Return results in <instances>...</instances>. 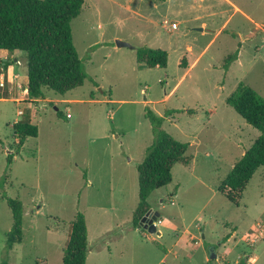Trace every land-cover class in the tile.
I'll list each match as a JSON object with an SVG mask.
<instances>
[{"label": "rangeland", "instance_id": "rangeland-1", "mask_svg": "<svg viewBox=\"0 0 264 264\" xmlns=\"http://www.w3.org/2000/svg\"><path fill=\"white\" fill-rule=\"evenodd\" d=\"M71 26L88 78L64 97L44 89L43 99L29 100L23 84L13 90L10 81L27 68L24 55L17 76L0 59V264H61L78 213L89 242L102 227L123 235L87 264H264V168L238 205L218 192L260 137L226 100L240 83L264 99V0H85ZM139 48L166 51V69L138 64ZM146 108L164 119L162 132L189 144L193 157L150 196L160 235L132 226L137 167L154 143ZM32 109L37 138L18 150L10 125ZM4 192L23 204V241L10 251L13 218ZM197 243L203 247L192 254ZM211 250L216 259L206 262Z\"/></svg>", "mask_w": 264, "mask_h": 264}, {"label": "trees", "instance_id": "trees-1", "mask_svg": "<svg viewBox=\"0 0 264 264\" xmlns=\"http://www.w3.org/2000/svg\"><path fill=\"white\" fill-rule=\"evenodd\" d=\"M84 5L85 0H0V51L9 54L18 51L24 55L29 100L43 99L44 89L64 97L84 86L88 76L74 47L71 26L72 21L81 15ZM184 59L181 62L182 68H185ZM237 59L238 52L227 60L226 72ZM136 60L138 64L150 69H166L168 53L139 48L136 50ZM8 65L4 63L5 67ZM226 105L260 132V137L235 163L218 188V192L228 202L238 205L254 175L264 168V99L250 87L240 83L226 100ZM36 113V109H32L28 118L26 116L13 126L18 150L28 139L37 138V127L30 120V116H35ZM145 113V118L152 125L154 143L147 149L144 161L137 167L138 206L132 218L133 228L142 232L139 223L152 210L149 202L151 194L172 184L174 167H188L193 162V157L188 155L189 144L162 132L163 118L148 108ZM58 117L62 119L64 115L58 113ZM12 159L13 156L8 158V164L12 163ZM0 188L4 190L2 181ZM2 197L13 218L12 230L6 243V249L10 251L23 241V204L18 199L8 198L5 192ZM88 253L87 223L84 215L78 213L71 224L61 264H86Z\"/></svg>", "mask_w": 264, "mask_h": 264}, {"label": "crops", "instance_id": "crops-1", "mask_svg": "<svg viewBox=\"0 0 264 264\" xmlns=\"http://www.w3.org/2000/svg\"><path fill=\"white\" fill-rule=\"evenodd\" d=\"M21 55L22 54L20 52H18V51L14 52L13 54H9L6 51H0V59H5L6 60L5 62L10 63L11 76H17L16 72H15V68H16L17 63H18V58L21 57ZM8 56H10L12 59L11 60H7ZM1 66L3 67L4 64L1 65ZM26 66H27V64H26ZM13 79L11 78V80H10V81H13V84H12L13 90L17 89V87L20 85V83H22L23 84L22 89L24 90L23 95H24V97H26L27 96L26 88H27V84H28L27 68L24 70V72L20 76H18L19 80H13ZM0 100H4V98L0 97ZM68 102L69 103H74L75 101L74 100H70V101L68 100ZM66 118H67V116H66ZM67 119H69V118H67ZM16 123H17V121L14 124H16ZM14 124L10 125L12 129H13ZM170 196L173 197V196H175V194L172 193V194H170ZM155 212H157V211H155ZM114 226H116V228H118V225L114 224ZM114 228L115 227H111V226L102 227L101 228L99 233L95 235V237H96L95 240L93 242H89V253H88V256L89 255H93V254H99V253L105 252V251L111 252V247L110 246H111L112 242L113 241H118V240H120L123 237V235L122 236L121 235L120 236H115L114 235V231H115ZM127 231H129V230H127ZM135 231L137 232L138 230H135ZM191 237L193 238V236H191ZM203 238H205V237L203 236ZM88 241H89V237H88ZM98 243L100 245H102V248L93 249V247H94L93 245L97 246ZM196 246L199 249L203 247L201 244H198V243L194 244V247H192V250H191L192 254L195 253L194 248ZM166 254L167 255L164 257V259H163L164 261L163 262L167 261V259L169 257L168 254H171V251L167 252ZM176 260H178V258H176ZM208 260H210V258H209V255L207 254V256L205 258V261L208 262ZM87 261H88V257H87Z\"/></svg>", "mask_w": 264, "mask_h": 264}, {"label": "water", "instance_id": "water-1", "mask_svg": "<svg viewBox=\"0 0 264 264\" xmlns=\"http://www.w3.org/2000/svg\"><path fill=\"white\" fill-rule=\"evenodd\" d=\"M116 45L118 48H131V46L127 43L121 42V41H117ZM160 218V214L157 212H153L152 210H150L149 212H147V214L141 219L139 226L147 231L150 234H155L157 233V229L155 226V223L158 221V219ZM157 235H160L159 233H157ZM216 259V255L214 254V251L211 250L210 251V260H215Z\"/></svg>", "mask_w": 264, "mask_h": 264}, {"label": "built area", "instance_id": "built-area-1", "mask_svg": "<svg viewBox=\"0 0 264 264\" xmlns=\"http://www.w3.org/2000/svg\"><path fill=\"white\" fill-rule=\"evenodd\" d=\"M170 29L171 30H177L178 29V25L176 23H172L171 26H170ZM19 114H21V113H19ZM67 118H70V115L69 114L67 115ZM160 224H161V220L159 218L158 221L155 223L156 229H158V226Z\"/></svg>", "mask_w": 264, "mask_h": 264}]
</instances>
